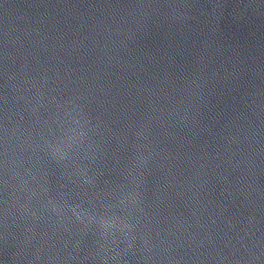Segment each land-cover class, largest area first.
Here are the masks:
<instances>
[{
    "label": "water",
    "instance_id": "1",
    "mask_svg": "<svg viewBox=\"0 0 264 264\" xmlns=\"http://www.w3.org/2000/svg\"><path fill=\"white\" fill-rule=\"evenodd\" d=\"M0 264H264V0H0Z\"/></svg>",
    "mask_w": 264,
    "mask_h": 264
}]
</instances>
